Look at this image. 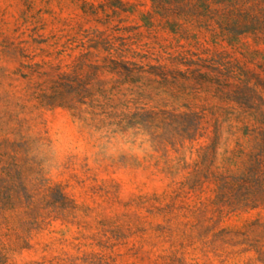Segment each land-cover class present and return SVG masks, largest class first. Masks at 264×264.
<instances>
[{"label":"rangeland","instance_id":"1","mask_svg":"<svg viewBox=\"0 0 264 264\" xmlns=\"http://www.w3.org/2000/svg\"><path fill=\"white\" fill-rule=\"evenodd\" d=\"M263 158L264 0H0V264H264Z\"/></svg>","mask_w":264,"mask_h":264},{"label":"trees","instance_id":"2","mask_svg":"<svg viewBox=\"0 0 264 264\" xmlns=\"http://www.w3.org/2000/svg\"><path fill=\"white\" fill-rule=\"evenodd\" d=\"M196 119L195 116L192 117V120L185 123L183 129H177L181 131H176V133L190 142L196 141L198 136L202 137L200 123H195ZM251 160L252 156H250V162ZM202 161L207 162V158H202ZM244 164L246 165L245 162ZM201 165V163L197 164L198 169L192 175L193 182L196 185L201 184L203 179L214 182L217 193L215 201L227 205L231 211L253 210L262 205L261 201L264 202V158L263 160L256 159L253 166L237 172L227 170L220 173H203L199 171Z\"/></svg>","mask_w":264,"mask_h":264}]
</instances>
